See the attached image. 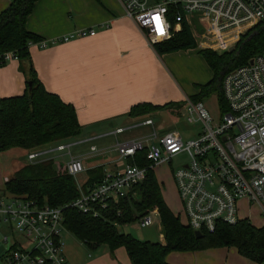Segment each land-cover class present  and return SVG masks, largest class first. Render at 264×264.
<instances>
[{
  "label": "built area",
  "instance_id": "1",
  "mask_svg": "<svg viewBox=\"0 0 264 264\" xmlns=\"http://www.w3.org/2000/svg\"><path fill=\"white\" fill-rule=\"evenodd\" d=\"M117 1L151 46L179 33L183 20L196 44L216 53L229 48L257 25H264V0ZM194 16L203 24L199 36L192 24ZM94 34L93 29H80L51 41L30 42L28 47L45 49ZM220 39L232 40L221 49L211 47ZM10 61H18L13 52L0 55V65ZM250 61L224 77L222 94L228 112L218 119L211 116L203 102L185 101L184 113L189 122H198L202 129L195 139L184 142L176 132L155 128L152 119L116 128L111 133L115 136L139 127L150 130L137 138L116 141L111 147L117 155L115 168L104 171L100 181L86 189L78 176L87 168L81 158L71 155V144L30 151L27 164L67 157V174L75 180L79 192L69 207L97 217L110 203L135 195L133 188L145 179L147 168L187 152L189 161L173 173L186 225L193 231L211 234L219 223L234 225L247 219L240 214L245 207L255 209L261 223L254 226L264 228V52ZM89 150L96 152L97 148L91 146ZM137 152L143 154L144 167L134 163ZM53 153L62 154L50 157ZM62 210L46 203L40 205L26 196L0 194L2 242L11 244L0 264H69L60 238L64 228ZM138 223L140 228L160 224L158 211H149Z\"/></svg>",
  "mask_w": 264,
  "mask_h": 264
},
{
  "label": "trees",
  "instance_id": "2",
  "mask_svg": "<svg viewBox=\"0 0 264 264\" xmlns=\"http://www.w3.org/2000/svg\"><path fill=\"white\" fill-rule=\"evenodd\" d=\"M37 0H10L0 13V55L13 52L25 76V89L19 96L0 98V152L14 149L33 151L49 144L78 137L82 127L71 104L63 102L58 95L48 92L37 78L29 56L30 42L40 37L26 29L27 17ZM158 55L196 48V41L188 24L183 20L181 31L166 42L154 45ZM211 47L221 49L220 41ZM264 52V25H257L245 33L232 50L216 54L211 50H200L212 72V79L197 85L199 93L191 98L203 102L216 97L219 116L228 112L222 94V81L231 71L248 64L256 55ZM5 65V64H4ZM3 66V65H0ZM27 66V67H26ZM181 103L133 105L125 116L136 119L156 111L179 114L184 112ZM134 163L144 167L143 154L137 152ZM102 170H89L84 189L100 181ZM135 195L110 203L100 215L93 217L69 207L79 197L75 180L67 174L64 162L55 159L36 164H24L15 169L5 182L3 193L26 196L38 204L63 208V227L90 249L106 246L110 252L123 248L131 264H167L171 252H195L209 248L233 247L246 259L260 263L264 261V228L242 219L234 225L219 223L213 233L202 231L197 239L194 231L182 224L164 204L160 187L153 169H146L145 179L133 188ZM1 193V194H3ZM159 214L164 245L141 241L129 234L119 232L121 226L139 221L149 211Z\"/></svg>",
  "mask_w": 264,
  "mask_h": 264
},
{
  "label": "crops",
  "instance_id": "3",
  "mask_svg": "<svg viewBox=\"0 0 264 264\" xmlns=\"http://www.w3.org/2000/svg\"><path fill=\"white\" fill-rule=\"evenodd\" d=\"M9 3L10 0H0V13ZM25 26L29 32L39 36L40 41L46 42L80 29L95 31L93 36L75 38L45 49L34 45L29 47L31 65L38 80L48 92L58 95L76 111L82 127L79 136L83 137L67 144L78 146L90 143L88 152L71 153L83 160L86 172L101 169L103 173L115 168L117 156L111 150L114 144L108 154L106 147L97 148L92 142L109 136H114L115 141H119L118 135L111 133L116 128L129 126L128 121L133 119L125 115L133 105L184 104L199 93L197 85H204L212 79L210 68L199 54L200 50L207 49L196 44L195 49L158 55L135 22L125 15L117 0H37ZM219 41L224 44L223 39ZM190 53L196 54L204 70V74L196 80L186 77L188 67L187 63L185 65V56H190ZM20 66L18 61L0 66V98L23 93L25 76ZM91 146H95L97 151L90 152ZM9 152L12 151L0 152V194L3 193L5 182L19 167L17 164L14 170L8 171L4 166L3 156H7ZM28 153L27 151L25 155ZM89 158L94 162L88 163ZM86 172L84 182L87 179ZM241 218H247L254 225L250 217ZM157 226L158 243L164 245L160 224ZM75 240L77 239L69 241L66 247L62 243L63 253L69 264H131L123 248L112 253L106 247L108 251L89 254V250L97 248L88 249L85 244L78 241L82 244L80 245ZM241 257L235 248L221 247L205 252H171L166 257V263L258 264L248 260L243 263Z\"/></svg>",
  "mask_w": 264,
  "mask_h": 264
},
{
  "label": "rangeland",
  "instance_id": "4",
  "mask_svg": "<svg viewBox=\"0 0 264 264\" xmlns=\"http://www.w3.org/2000/svg\"><path fill=\"white\" fill-rule=\"evenodd\" d=\"M192 24H193V27L196 31L197 36H199L200 33L203 32L202 21H200V18L194 16L192 19ZM240 38H239V40H240ZM231 40L232 39H230V40H224L223 39L224 44L220 43L221 47H223L225 44L231 42ZM239 40L231 43V45H229V48H227L223 51H220L219 53H216V52L215 53L216 54H222V53L230 50V48L234 47L238 43ZM202 45L204 47L207 46V44L205 42H203ZM189 55L190 56H185V60H186L185 65L187 63L186 66L188 67V71L186 72V77H188L189 80L190 79L196 80V78H198V76L204 74V70H203L202 66L199 64V60L197 59L196 54L193 55L192 53H190ZM197 55L199 56V54H197ZM179 62L184 63L182 60H179ZM204 105L208 109L211 116L215 120L219 118L220 113H219V108H218L215 96H211L209 99L204 100ZM144 119H152L155 128H157L161 131H170V132L178 133L184 142H186L188 140L195 139L198 136V134H200V132L202 130L201 126L198 122H189L188 116L183 111L179 114L169 113V112H165V111H156V112L150 113L148 115L141 116L139 118L130 120V121H128V125L131 126V125L140 123ZM125 127H127V126H125ZM125 127H123V128H125ZM149 130H150V127L134 128L133 130L124 132L122 135H118L117 139L119 141L120 140L122 141L123 139H126V138H128V139L137 138L143 134L148 133ZM82 137L83 136L81 135V136H78V137L73 138V139L61 141L59 143L67 144V143L77 142ZM114 138H115L114 136H109V137L104 138L101 141L92 142V144L94 143L97 146V148L106 147V152L108 154H110L111 153L110 147L116 142ZM59 143L49 144L45 147H40L39 149L43 150V149H47V148H53V147H55V145H57ZM89 145H90V143H85V144H81L78 146H72L70 148V153L73 154V152H86V151L88 152ZM26 152L27 151H25V150L14 149V150H12V152H9L7 154V156H5V157L3 156L4 166L7 167L8 171L11 169L14 170V168L17 166V164H19V166L27 164V160H25V158H26L25 153ZM58 154L60 155L62 153H53L50 155V157L56 156ZM115 155H116V153H115ZM55 160L65 162L66 157H62L59 160L58 159H55ZM188 161H189V157H188L187 152H180L176 156L171 158V160L168 163L161 164V165L153 168V173H154L156 181L160 187V191H161V195H162V199H163L164 204L175 216L179 217L180 222L182 224H185V218H184V214L182 212L180 200H179L177 192H176L175 183H174V179H173V173L176 172L182 165L186 164ZM93 162L94 161L92 158L88 159V163H93ZM84 180H85V174H80L78 176V181L80 183H83ZM255 213H256V211L254 208L248 209V208L244 207V208H242L241 217H250V219H252V223L254 225L258 226V225H260L261 221L258 217H256ZM119 232L124 233V234H129L135 239L150 240L153 242L159 241V238H158L159 231H158L157 224L154 226L146 227V228H140L139 223L137 221V222L125 225V226H121L119 229ZM2 234H3V232L0 231V259L4 255V253L8 251V249L11 246L10 242L7 244L2 242ZM60 238H61L62 243L65 244V247L67 246V243L69 241H71L72 239H76L73 235H71L69 232H67L64 228H62V230H61ZM75 241L78 242L79 240H75ZM80 245H82V244H80ZM85 248H86V246H85ZM229 248H233V247H229ZM209 249H212V248H209ZM213 249H215V248H213ZM101 251H108V249L106 248V246H101V247L97 248L96 250H93V251L89 250L88 253L89 254H92L95 252L99 253ZM199 251L205 252V251H208V249H203V250H199ZM241 258L243 259V263L245 262V260H248L245 257H241ZM248 261H250V260H248ZM236 264H238V262H236Z\"/></svg>",
  "mask_w": 264,
  "mask_h": 264
},
{
  "label": "water",
  "instance_id": "5",
  "mask_svg": "<svg viewBox=\"0 0 264 264\" xmlns=\"http://www.w3.org/2000/svg\"><path fill=\"white\" fill-rule=\"evenodd\" d=\"M232 49H233V47L230 48V50H232ZM194 236H195V238L200 239V238H202L203 235L199 231H194Z\"/></svg>",
  "mask_w": 264,
  "mask_h": 264
}]
</instances>
